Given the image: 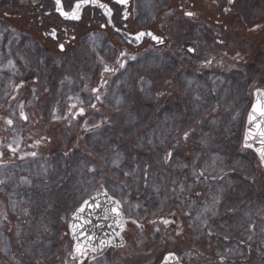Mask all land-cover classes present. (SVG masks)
Here are the masks:
<instances>
[{"label": "rangeland", "instance_id": "obj_1", "mask_svg": "<svg viewBox=\"0 0 264 264\" xmlns=\"http://www.w3.org/2000/svg\"><path fill=\"white\" fill-rule=\"evenodd\" d=\"M170 3L139 2L138 23L150 27ZM255 6L248 13L255 10L256 19L247 25L196 26L193 38L177 35L166 13L159 33L168 45L162 49L116 47L105 33L83 30L78 46L53 56L17 29L22 23L13 21L15 28L0 20V264H75L67 221L100 185L135 221L127 230L125 264L160 262L162 256L143 262L155 255L151 250L160 236L150 242L142 228L145 216L171 208L186 218L196 243L219 239L214 244L221 264H264V171L242 147L252 92L264 89V52L261 64L252 62L241 40L264 21V4ZM214 39L226 45L212 46ZM250 63L259 72L253 79L247 74ZM25 65L40 75L30 72L31 86L15 91L29 76ZM171 95L185 105L163 109L157 103ZM59 121L79 122L86 147L76 145L68 154L62 136L61 153L53 147L56 139L46 148L26 149L41 137L33 131L36 123ZM188 131L194 149L186 159L170 147ZM131 138L132 149L143 157L127 156L123 144ZM245 244L250 254L243 262ZM178 255L183 264H196L185 247ZM119 257L107 252L91 264H119Z\"/></svg>", "mask_w": 264, "mask_h": 264}, {"label": "flooded vegetation", "instance_id": "obj_2", "mask_svg": "<svg viewBox=\"0 0 264 264\" xmlns=\"http://www.w3.org/2000/svg\"><path fill=\"white\" fill-rule=\"evenodd\" d=\"M50 1L52 3V6L43 14L45 18H50L52 22L47 27H45L43 25L44 17H38V32L33 35L32 31L30 30L32 28L28 26L23 30V32L26 36L29 37V39L38 42L40 48L45 53L51 56L59 54L64 55L66 54L65 52L68 49L71 50V48H73L74 46H78V42L81 38L80 33L83 30H88L89 32L96 31L99 33H105L108 37V40L112 42L114 46H126L128 48L133 47L119 34L120 32H125L129 35L137 36L139 32L149 31L151 33V36L162 39V42H154L150 39H143L142 43L138 47L153 45L154 48L162 49L168 45L167 39L159 33L160 27L165 26V23L168 22V19L165 17L166 13L170 14V18L175 21V23L173 24V29L175 30L177 35H180L182 37L190 36L192 38L194 35L193 28H195L196 26L205 29L215 28L218 30H222L223 28L226 29L229 26H239L240 22L243 23V25H247L248 21L256 19V17L254 16L255 10L253 11V13H248V8L251 7H247V5H252V8L255 6V3L251 4V0H171L168 9L166 11L159 12L155 22L150 27L148 26L145 28L141 25V23H138L135 14L136 9H138L139 7V2L142 6L143 0H127L126 4H118L116 3V0H98L101 3L105 4L108 9L111 10L108 13V18L103 14L101 10L95 7H85L81 11L79 19H76L74 21L63 20L55 12L53 1ZM60 1L63 10L70 13L75 8V4L83 0ZM247 1L249 2L247 3ZM256 1L259 2L260 0ZM234 6L238 7V12L234 10ZM257 9L259 10V8ZM187 13H192L193 15L189 16L187 15ZM14 18L15 16L8 12H3L2 16H0V20H2L8 26H13L12 22L15 21ZM252 30L254 31V34L251 35L248 48H250V52L252 53V57H250L251 61L255 62L256 56H261L264 52V21L263 23H261L260 21L256 22V25L252 26ZM221 33L224 34L223 31H221ZM211 44L212 46L217 44L224 46L226 45V41L214 39ZM61 45L63 46V48H61ZM190 49L192 50L191 47H188V51ZM192 52L193 50L189 51V53ZM238 53L239 51L237 48L236 56L239 55ZM250 65L254 66V64L252 63H250ZM27 66L29 67V64ZM27 66L25 65V67ZM27 68L26 73H29V76H23V79H20L18 86L16 87V89H14L15 91H20L21 89L26 90L31 86L32 82L30 72L39 75V72L33 70L35 72L34 73L31 71V68ZM247 74H249L250 76L248 70ZM33 82L36 83L35 80ZM45 134L41 135V137L36 138L37 141L33 143H27L26 149L34 148V146H42L40 147V149L46 148V146L50 144L52 140ZM43 141H46L47 143H43ZM80 203L75 208V210L80 206ZM132 225L134 224L128 220L123 234V237L125 239V246L123 248L105 249L100 254H90L86 258L80 257L78 255H74V257L72 258L71 242L70 259L75 264H91L107 252H111L112 256L119 252V254L121 255V259L124 260L125 254L127 255L128 253V246L126 242V235L128 232L127 230Z\"/></svg>", "mask_w": 264, "mask_h": 264}, {"label": "trees", "instance_id": "obj_3", "mask_svg": "<svg viewBox=\"0 0 264 264\" xmlns=\"http://www.w3.org/2000/svg\"><path fill=\"white\" fill-rule=\"evenodd\" d=\"M251 1H252L251 4L255 3L254 5H256V3L258 2L256 0H251ZM248 2L249 1H247V3ZM259 2H262L264 4V0H260ZM51 6H52V3L50 0H4L0 2V16H2L3 12L11 13L15 16L14 18L15 21H18L23 24V27H21L20 25H17L18 28L15 27V23L12 24L14 25L15 28L23 31L28 26L34 29L35 32H38L37 30L38 25H39L38 17H44L43 13L45 11H48V9ZM255 7L256 6H254L253 8L251 7V8L255 9ZM51 22L52 20L50 18H45V17L43 18V25L45 27H47ZM250 39H251V36H248L247 34H245V36L241 38L242 44L245 46L249 45ZM261 62H262V59L260 58V56H256V63L261 64ZM247 70L249 71L250 77L252 79L256 78V75H259V72L255 68V65L253 66L249 64L247 66ZM50 73L52 72L49 71L46 73L45 81L48 79ZM160 98H158L157 103L160 106H163V109H165V107L167 108L168 106L169 108H175V107H181L185 105L184 102L179 98V95H171L170 97H165V98L162 97L161 99ZM145 109H146V106L142 107L141 110L145 112ZM68 110L69 111L72 110L70 106H68ZM77 120L81 122L83 118H79ZM79 122H76L72 126H68L66 122H62V121L49 123V125H43L41 122H39V123H36L35 125L36 127L35 129H33V131L41 135L45 133L47 134L49 130L52 131L53 133H55L56 138L54 137L53 134H50V135L48 134V135L51 138L52 142L55 139L58 142V143L56 142L57 144L53 142V147L55 148L56 152L57 151L60 153L63 152L61 148L64 147L65 149L69 148L67 152L68 154H70L71 148L72 147L75 148L76 145H79L80 149L86 147L83 143V138H84L85 133H83L84 132L83 128L81 127V124H79ZM190 134H191V131L184 132L183 134H181V137L179 136L177 141L173 143V146L170 147V151L171 150L174 151L176 155L179 157H185L186 159H189L190 157L189 154L194 149L193 147L194 145H192L191 143L192 141L189 138ZM62 136L66 137L65 143L63 144L64 146L62 145V139H61ZM132 139L133 138L129 139L128 141H126L125 144H123L127 156H129V158L130 157L133 158V156H136L137 154H139L140 156L143 157V153H144L143 151L137 152L132 149V142H131ZM43 153L48 155L50 153V150L45 149ZM9 155L10 154L4 153V152L2 153V157H5V158L13 157L12 155L10 156ZM103 188H105V186L100 185V188L97 189V191ZM144 192H145V189H143V193ZM173 210L174 209L171 208L164 213H157L156 216H153L151 214L145 216L146 218L144 219V221L145 223H147V225H145V227L143 226L142 230L148 233L147 234L148 240L152 242L151 240H154V238L157 237L158 235L160 236V240L156 244L153 245V249L151 250V251H154V249H156L155 255L147 260L145 259V261L143 262H147L150 259H155L157 257H160L164 253L169 252V251L179 254L180 249L182 248L184 249L185 247L186 250L193 253L194 262L196 264H221L223 259L221 260V258L217 254L216 244H214L216 243V240H219V239L214 237L213 242L211 241L209 243H206V245L203 243H199V244L196 243L194 240V236L189 229L188 223H186V218L180 215L178 212L175 213V211ZM225 216L226 214H223L221 219H223ZM161 218H165L166 221H170V222H168L167 224H164L160 222ZM222 236L219 234L220 238H222ZM242 249L244 250V254L246 251V255L244 259H242L241 261L245 262V260H247L248 258L247 255L249 253L248 245L245 244ZM119 264H125V260H122L121 257H119Z\"/></svg>", "mask_w": 264, "mask_h": 264}, {"label": "water", "instance_id": "obj_4", "mask_svg": "<svg viewBox=\"0 0 264 264\" xmlns=\"http://www.w3.org/2000/svg\"><path fill=\"white\" fill-rule=\"evenodd\" d=\"M53 2L55 6V12L63 20L74 21L73 19H68L61 14V12H65L63 10L61 1L59 4H57V0H53ZM77 3L81 4L79 16L83 8L95 7L101 10L103 14L108 18V7H100V5L105 4L101 3L98 0H96L95 3L91 2V0H89L88 3H84L83 1ZM139 33H145V35L140 37L139 39H136L137 36H132L125 32H120L119 34L129 44L135 47L139 46L142 43L143 39H150L154 42L162 41V39L154 40L152 38L153 36L148 35L150 33L149 31ZM258 96L264 97V90L257 89L253 93V101L245 119L242 147L255 153L262 170H264V161L261 160L260 156L261 137L255 136L254 138H250L247 141L245 139L250 130H252L253 132L257 130V123L262 119L259 115V112H257L256 119L252 122V124L249 123V115L250 113H252L253 106L257 105V107L259 108L257 102ZM261 103H264V100H262ZM259 127L264 128V124H259ZM246 143L249 144L250 147H245ZM114 202L119 201L115 197L111 196L106 190H103L99 193H95L87 197L72 214L68 225L69 236L73 243L72 258L74 257V255L86 258L90 254H98L102 252L105 248L118 249L125 245L123 232L125 230L127 220L123 217L120 202L119 211L121 213V217H117L116 214L111 211V209L116 206ZM81 208H84L85 210L83 212H80ZM118 220L120 221V223H122V228L117 226ZM101 241H104V243H101ZM78 245L80 246L79 250L77 249ZM165 257H168L167 264H182L179 257L173 252L165 254L159 264H165Z\"/></svg>", "mask_w": 264, "mask_h": 264}, {"label": "snow or ice", "instance_id": "obj_5", "mask_svg": "<svg viewBox=\"0 0 264 264\" xmlns=\"http://www.w3.org/2000/svg\"><path fill=\"white\" fill-rule=\"evenodd\" d=\"M83 2L84 3H88L89 0H83ZM91 2L95 3L96 0H91ZM59 3H60V0H57V4H59ZM116 3H118V4H126L127 0H116ZM100 7L107 8L106 5H100ZM80 8H81V4L77 3L72 12H70V13L69 12H61V14L64 15L68 19L76 20V19H79V10H80ZM108 11L110 12L111 10L109 9ZM187 15L191 16L193 14L192 13H187ZM144 35H145V33H139L137 35L136 39H139L140 37H142ZM148 35H151V33H149ZM152 38L154 40H158L159 39L158 37H155V36H153ZM61 48H63L62 45H61ZM189 51H192V50L190 49ZM120 66L123 67V64H121ZM108 70L109 69H107V68L105 69V71H108ZM113 71H114V69H113ZM97 99H99V97H97ZM262 100H264V97L258 96L257 102H258L259 108L257 107V105L253 106L252 113H250V115H249V123L252 124V122L256 119L257 112H259V115H260V117L262 119L260 121H258V123H257V130L255 132L250 130L245 139L247 141L248 139L254 138L255 136L261 137V140H260V143H261L260 156H261V160L264 161V128H260L259 127V124H264V103H261ZM25 119H26V117H25ZM7 123L11 124L12 121L8 120ZM245 147H250V145L246 143ZM114 204L116 206L113 207L111 209V211L113 213H115L117 217H121V213L119 211V202H114ZM84 210H85L84 208H81L80 212H83ZM133 223H135V221H133ZM164 223L167 224L168 221H164ZM117 226L121 227V228L123 227L122 223H120L119 220L117 221ZM101 243H104V241H101ZM77 249L78 250L80 249L79 245L77 246ZM167 261H168V257H165V264H167Z\"/></svg>", "mask_w": 264, "mask_h": 264}]
</instances>
